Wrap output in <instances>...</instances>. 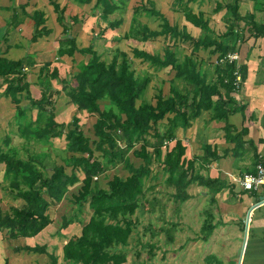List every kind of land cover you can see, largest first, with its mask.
<instances>
[{
    "label": "trees",
    "instance_id": "1",
    "mask_svg": "<svg viewBox=\"0 0 264 264\" xmlns=\"http://www.w3.org/2000/svg\"><path fill=\"white\" fill-rule=\"evenodd\" d=\"M91 3L92 0H77ZM130 0H96L94 10L101 11L100 20L106 25L104 30H117L123 25V19L109 20L111 15L126 8ZM198 0H174L173 9L185 15L186 20L197 28L213 31L209 19L203 13L196 14L190 8ZM240 0L232 2L217 1L214 13L227 8L234 21H242L239 14ZM58 23L63 27L65 38L60 43L58 57L76 53L84 56L81 70L74 72L72 78H62L59 70L54 68L44 75L47 68L41 70L42 80L47 82V89L42 90V97L34 99L30 93V84L23 73L25 62L9 61L0 57V79L7 85L5 95L11 97L16 105L17 120L26 116L32 107L37 110L36 124L20 127V133L37 140H53L65 137L70 159L64 164H56L50 171L43 170L42 158L30 154L26 159L0 150V165H4V180L9 183V191L23 201L20 207L10 206L4 210L0 206V235L7 232L9 239L33 238L43 232L53 219L49 214L51 206L61 203L69 188L81 183L78 192L72 196L73 209L68 216L62 217V230L73 224L82 226L80 236L71 238L62 246L63 259L74 264H124L127 262V248L133 233L138 231L137 221L133 219L137 212L144 211L147 203L146 194L152 188L146 187L148 179L153 180V165L157 163L168 175L166 183L174 188L173 198L176 202L185 203L191 195L188 188L197 184L207 188L212 194L211 204L216 203V196L223 191L226 184L220 179L205 178L196 171L197 161L186 157L187 147L177 137V130L187 131L194 121L203 113L210 115V121L225 122V139L233 144L232 153L239 158L252 142L245 140L246 129L237 131L229 124V117L244 112V108L232 96L241 87L235 85L236 75L245 78V67L230 62L227 56L234 52V46L225 43L224 39L232 35V28L218 34V37H193L188 29L178 24H171L168 18L156 8L152 0L135 6L128 32L124 39H134L146 43L157 38H168L171 44L163 53L151 54L140 49H133L132 56L117 50L111 60L106 62L94 50V45L78 48L74 37H69L72 27L81 22L78 16L68 21L65 10L54 4ZM10 29L20 22V16L27 17L25 6L13 8ZM21 12V13H20ZM143 15L160 21L159 29H151L140 21ZM42 11L32 14L34 35L39 38L50 35ZM101 31L102 35L105 31ZM179 42H189L192 50L181 55ZM201 50L209 51L216 56L214 76L210 79L202 70V60H196L194 54ZM133 59L147 62L159 69L171 68L174 78L170 81L169 94L159 91L156 103L151 104L142 99L150 78H140L133 69ZM49 65V64H48ZM47 65V66H48ZM52 80H60L68 97L79 111L96 116L93 124L94 138L85 133V126L80 118L74 116L70 123L56 120L54 107L50 98ZM175 80H182L183 89L175 86ZM25 92L30 107L21 106L19 96ZM33 123V122H32ZM6 145L11 138L7 137ZM171 143H174L171 146ZM140 144V148H135ZM152 149V152L149 151ZM142 160L135 166L128 154ZM204 158L211 164L221 159V155L212 145H204ZM264 159L257 157V163ZM123 165L129 173L126 178L114 175L102 188L98 181L110 168ZM41 166V167H40ZM70 167V173L66 168ZM46 168V166H45ZM82 174L83 177H80ZM91 210L89 219L82 220L85 206ZM215 217L210 209L205 211L201 227L202 239L208 241L216 229ZM173 228L178 227L171 224ZM167 231V230H165ZM173 239L172 236L168 237ZM16 252L46 255L49 264H60L54 253L48 252L46 245L36 244L17 247ZM6 264L8 262L6 261Z\"/></svg>",
    "mask_w": 264,
    "mask_h": 264
},
{
    "label": "crops",
    "instance_id": "2",
    "mask_svg": "<svg viewBox=\"0 0 264 264\" xmlns=\"http://www.w3.org/2000/svg\"><path fill=\"white\" fill-rule=\"evenodd\" d=\"M95 2L96 0H92L91 3H81L77 0H0V57L15 61L13 59L18 56L19 50L25 44V53L30 54L33 61H31L32 64L29 63L25 66L23 72L30 84V93L34 99H40L42 90L47 89L48 84L42 80V77L45 74H49V69L51 72L54 68H57L60 76L66 78L75 60H85L79 53H76L73 57L68 55L58 57L57 52L60 43L65 38H62L64 29L58 23V15L54 4H58L61 9L65 10L68 21L74 16L82 19L83 15H87L84 21L81 20L80 23L72 27L70 33L75 38L78 48L91 45L93 43L91 35L94 34L98 36V39L101 37L102 39L100 40L109 48H114L115 52L121 50L128 53L118 45L123 40L125 33L128 32L130 22L129 26L124 23L123 26H126L124 32L120 31V29L114 31L110 29L104 30L107 24L97 18V20L92 19L95 17L93 15H96L95 13L98 15L99 11L93 9ZM229 2H232V0ZM21 6H25L27 17L20 16L19 24L10 29L9 24L14 13L13 8ZM35 11H42L45 14L44 26L51 33L48 36L39 38L36 42H32L35 23L32 19V14ZM238 12L245 18L244 20L234 21L231 12L227 8L215 13V15L216 19L220 17L223 19L221 23L224 26V31L222 33L226 32L229 27L232 28V35L225 38L224 41L226 44L234 46L235 50L233 53L238 55V59L235 62L239 67L242 66L246 69L240 90L232 95L238 104L244 108V112L230 116L228 121L237 131H241L243 128L246 129L248 134L244 139L252 143L247 145V149L241 157H234L231 151L234 145L228 144L225 139V122L210 121L208 113H203L187 131L182 130L180 132L179 139H182L187 147L186 157L197 161L196 165L201 169L199 170L200 175L205 178L220 179L226 184L223 191L216 196L215 205L217 210L216 213L214 212L216 219L214 223L217 227L208 241L202 239L201 233L205 218L202 219L198 229L194 225L193 232L186 230L183 226L180 229V264H200L201 261L203 262L202 264H212L207 261L214 257L217 260L216 264H264V206L254 208L250 213V209L264 194L262 192L243 191L231 181L230 177V175L254 172L257 157L264 159V0H240ZM95 26L98 27L97 32ZM184 26L188 29L186 24ZM103 30L105 32L102 35L101 31ZM86 39H89L88 44H85ZM137 43L140 44L141 42ZM12 50L13 52L10 54ZM129 55L132 56L131 53ZM43 68L47 69H45L44 75L41 76ZM57 82L58 80H52L50 95L51 92L54 94L56 87L58 88ZM6 88V83L3 79H0V139L8 135L12 131V127L18 123L16 117L17 107L12 102L11 97L5 95ZM19 98L21 106L25 108L30 106L25 92ZM57 103L53 104L56 108V116ZM68 107L71 111L72 104L70 103ZM59 110L61 111V109ZM30 115L31 112L28 114L29 118ZM58 122L62 123V121ZM207 144L217 149L222 156L220 160L211 164L205 160L203 149L204 145ZM190 149H192V152H189ZM205 189L207 190V188ZM189 194L191 198L187 201L188 203L190 200L194 201L195 199L190 192ZM187 202L185 204H188ZM201 205H204L203 202ZM197 208L200 212L203 211L202 208ZM218 213L220 214L217 215ZM90 215L91 212L87 215V218ZM248 215L250 220L246 235ZM72 227L77 229L76 224H73ZM81 228L82 226H80L77 236H80ZM45 230L33 238L20 237L16 239L14 242H26L16 247L30 245L28 243L29 240L41 239ZM62 233L63 236H66L65 244L71 237H67L66 230H62ZM183 234L186 235V238H181ZM1 240H3L2 237L0 238V259L5 258V262L8 261V264H13V262L10 263L7 256H1V247L3 245ZM241 249L242 251L240 252ZM32 257L38 256L32 253Z\"/></svg>",
    "mask_w": 264,
    "mask_h": 264
},
{
    "label": "rangeland",
    "instance_id": "3",
    "mask_svg": "<svg viewBox=\"0 0 264 264\" xmlns=\"http://www.w3.org/2000/svg\"><path fill=\"white\" fill-rule=\"evenodd\" d=\"M146 1L147 0L130 1L128 4H126V8L124 10H122L121 12H117L114 15H111L109 17V20L122 18L123 25L124 23H127L129 26V22H131L133 16V8ZM152 1L155 2L156 8L159 9L168 18L172 25L178 24L179 27H182L184 26V24H186L189 33L195 38H204L206 36L216 38L218 37L219 33H222L224 31V26L221 23L223 19H221V17L219 19H216V15L213 9L216 7L217 1L229 2L230 0H198L197 2L191 3L189 5V8L193 12H195L196 14L201 12L206 16L207 19H209L213 31H206L201 28H197L191 23H189L183 13L174 11V0ZM95 14L96 15H93L95 17H93L92 19H98L99 21H101L99 18L101 11H98V15L97 13ZM86 16L87 15H83L81 20L84 21ZM139 19L141 22L147 24L151 29H159L160 21L158 19L154 17L150 18L145 15H143ZM122 26L119 29L120 31L124 32L126 30V26ZM95 28L97 32L98 27L95 26ZM120 34L122 33L120 32ZM62 38L64 39L63 35ZM91 38L93 39L92 41L94 44H92L94 45V50L101 56V59L103 61L109 63L115 54L114 48H109L106 44H104L103 41L100 40L102 39L101 37H99L100 39H98V36H95L93 34L91 35ZM123 40L125 39L123 38ZM123 40L118 46L127 51L129 54H132V50L136 48L143 51L146 50L151 54H162L163 49L166 46H170L168 44H171L170 40L165 37H160L154 41H149L146 43L141 42L140 44H138V41L136 42V40L134 39H127V42ZM88 41L89 39H86L85 44H88ZM95 46H97L98 48ZM179 46L183 50L181 55H184L186 53L189 54L192 50V46L189 42H179ZM12 52L13 50L10 52V54ZM194 58L196 60H198L199 58L203 60L201 68L202 70L207 72L209 78L211 79L215 75L214 70L217 64V57L211 55L209 51L201 50L200 52L194 54ZM13 60H23V62H25L26 64H32L31 61H33V58L30 54L28 55L25 53L24 44V46L19 50L18 56ZM84 62L87 61H83V59L82 61L75 60L74 64L71 66L69 74L66 75V78L70 80L74 72H77V70H81V67ZM132 62L133 69L135 70L138 77L142 79L145 77L150 78V83L142 97L144 101L151 104H155L156 97L158 96L159 91L163 92V94L166 96L169 94V89L171 85L170 81L174 78V72L171 70V68H155L147 62H141L139 59H133ZM77 63L79 64L77 65ZM26 82L28 83L27 78ZM174 83L178 89H183L184 83L182 80H175ZM57 85L58 88H55L54 94L51 92L50 95V100L52 104L58 102L57 116L55 113V105L53 106L55 116L58 118H56V120L62 121V123L67 124L72 122L74 116H77L78 118H80L81 124L85 126L86 135L89 138L93 139V124L96 120V116H92L84 111H79L76 105H73L67 93L63 91V87L61 85L60 80L57 82ZM70 103L72 104L73 108H71V111L68 107ZM29 107H26V109H28ZM59 109H61V111ZM28 111L29 113L31 112L30 118L28 116ZM22 118L19 121L17 120L18 123L15 124L16 127H12V131L9 133L10 135L8 134L2 137V139H0V150H3L4 152L9 154L17 155L18 157L23 159H26L30 154H36L42 158L44 165L46 166V168L45 166L40 167L49 173H51L50 171L52 170L54 165L64 164L66 160L70 159L72 155L67 149L68 143L65 137L47 141L26 137L20 133V127H27L30 124H36V120L38 118L36 109L30 107L26 112V116ZM182 130L183 129L177 130L176 134L178 138H180V132ZM7 137L11 138L9 145H6L5 139ZM173 144L174 143H171V146H173ZM135 148H140V144H137ZM149 151L152 152V149L149 148ZM189 152H192V149H190ZM128 157L131 159L132 163L135 166H138L142 163V160L133 156L132 151L128 154ZM195 166L196 171L199 172V170L201 169L199 168V166ZM2 168L4 169V165H0V206L4 210L8 209L10 206L20 207L23 204V201L17 199L13 194L10 193L8 187L9 183L4 180V171ZM66 169L70 173L71 168L68 167ZM79 175L80 177H83L82 174ZM114 175L126 178L129 173L124 169L123 165L119 164L114 168H110V170H108L105 175L99 178V185L102 188H106L107 182L112 179ZM152 175H155L153 180L148 179L146 181V187H152L150 191L146 194L147 203L145 204L144 208H147L144 211L139 210L136 216L133 217V219L137 221L138 231L134 232L132 238L129 240L127 248V262L124 264H180V229H182V226L186 228V230H190L193 232L194 225L197 229L199 228V224H201L202 219L205 218V211L207 209H210L213 214L214 212L216 213L217 210V206L215 204H211L212 194H208V190H206L203 186H199L197 184L191 185L187 190L195 198L194 201L190 200L189 203L187 202L188 204L180 203L174 200L173 194L175 190L166 183L168 175L162 171L161 167L158 166L157 163H154L153 165ZM81 185L82 184L79 183L70 187L68 193H66L65 199L61 203L51 206V208L49 209V214L53 219V224H51L45 230V232L43 233L44 236L41 239L29 240L28 242L32 246L36 244L46 245L48 247L49 253H54L58 256L60 264H74L71 262H66L63 259L61 249L66 236H63L62 229L60 228V226L62 217L64 215L68 216L72 213V209L74 207L72 204V196L78 192ZM202 202L204 205H201ZM197 207H199V209L202 208L204 212H200ZM90 212L91 210L89 209L88 205H86L84 208V213L82 214V220H86L87 215ZM219 214L220 213H218L217 215ZM173 223L178 225V227L173 228L171 225ZM76 225L77 229L76 227L73 228L72 226H70L67 229L68 231L66 230L67 237L70 238L71 236H77V233H79L80 230V226H78V224ZM169 236H172L173 239H169ZM1 237L3 239L1 240L3 243L1 247V256H7L10 260V263L13 262V264H49L50 260L46 255L40 256L39 254H35L38 257H32V253L16 252V246L25 244V241H22L23 243L19 241L14 242L16 239H9L7 232H3L0 235V238ZM181 238H186V235L183 234ZM4 259L5 258L0 259L1 264H6ZM207 262L216 264L217 260L214 257L211 260H208ZM202 263L203 262L201 261L200 264Z\"/></svg>",
    "mask_w": 264,
    "mask_h": 264
},
{
    "label": "built area",
    "instance_id": "4",
    "mask_svg": "<svg viewBox=\"0 0 264 264\" xmlns=\"http://www.w3.org/2000/svg\"><path fill=\"white\" fill-rule=\"evenodd\" d=\"M227 59L230 62H235L238 59V55L236 53H230L227 56ZM235 75V85L237 88H239L242 85V76L239 72L235 73ZM230 177L231 181L234 184H237L243 191L262 192L264 194V162L257 163L254 172H246L239 175H230ZM255 205V208L264 206V195Z\"/></svg>",
    "mask_w": 264,
    "mask_h": 264
},
{
    "label": "water",
    "instance_id": "5",
    "mask_svg": "<svg viewBox=\"0 0 264 264\" xmlns=\"http://www.w3.org/2000/svg\"><path fill=\"white\" fill-rule=\"evenodd\" d=\"M69 37L71 38L72 37V35H69ZM205 194V193H204ZM256 207V205L255 206H253L251 209H250V213L253 211V209ZM249 220H250V216L248 215V218H247V221H246V235H247V232H248V226H249ZM242 251V249L240 250V252Z\"/></svg>",
    "mask_w": 264,
    "mask_h": 264
}]
</instances>
